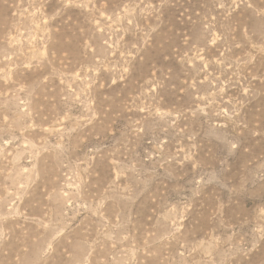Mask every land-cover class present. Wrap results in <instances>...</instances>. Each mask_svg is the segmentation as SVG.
<instances>
[{"label": "rangeland", "instance_id": "1", "mask_svg": "<svg viewBox=\"0 0 264 264\" xmlns=\"http://www.w3.org/2000/svg\"><path fill=\"white\" fill-rule=\"evenodd\" d=\"M0 264H264V0H0Z\"/></svg>", "mask_w": 264, "mask_h": 264}]
</instances>
